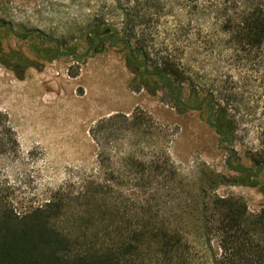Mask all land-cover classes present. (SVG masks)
<instances>
[{"label": "rangeland", "instance_id": "1", "mask_svg": "<svg viewBox=\"0 0 264 264\" xmlns=\"http://www.w3.org/2000/svg\"><path fill=\"white\" fill-rule=\"evenodd\" d=\"M125 10L130 41L114 0H0L2 195L24 213L91 179L189 231L195 188L214 174L227 184L206 186L209 196L264 209V72L235 70L228 53H213L183 0H130ZM167 56L180 78L162 87L153 73ZM212 84L238 94L227 139L206 124ZM128 156L168 159L167 173L135 175ZM190 241L201 243L196 233Z\"/></svg>", "mask_w": 264, "mask_h": 264}, {"label": "trees", "instance_id": "2", "mask_svg": "<svg viewBox=\"0 0 264 264\" xmlns=\"http://www.w3.org/2000/svg\"><path fill=\"white\" fill-rule=\"evenodd\" d=\"M114 2L124 13V34L130 41L136 28L125 10L130 0ZM205 4L183 0L187 15L204 23L199 26L210 39L211 51L228 53L235 70L264 72V0ZM159 62L153 74L177 82V64L168 56ZM206 93L212 99L211 120L231 136L237 126L231 113L238 94L217 84L206 86ZM102 155L97 156L100 163ZM126 162L135 175H162L169 167L168 159L164 166L140 163L131 156ZM225 184L222 175L210 174L195 188L194 229L189 231L173 227L140 201L112 197L106 184L91 179L76 190L59 189L43 206L24 213H17L0 189V264H264V209L252 214L237 197L208 195L206 186L216 190ZM195 233L201 241L198 246L190 241Z\"/></svg>", "mask_w": 264, "mask_h": 264}, {"label": "flooded vegetation", "instance_id": "3", "mask_svg": "<svg viewBox=\"0 0 264 264\" xmlns=\"http://www.w3.org/2000/svg\"><path fill=\"white\" fill-rule=\"evenodd\" d=\"M23 67V70H26L27 69V67H26V64L24 63V65L22 66ZM144 67H146L145 65H144ZM141 76H153V74H147V73H145V72H143V74H141ZM155 76H157L159 79H160V86H164L166 83H170L171 85H172V81H170V79H167V78H163L165 75H157V74H155ZM18 77H22V75H20V74H18ZM156 89L158 88V86L157 87H155ZM172 89L170 88V94L172 95V94H175L176 96H175V105L177 106V109H181L182 108V104H180V103H178V98H179V94H180V92H179V89H178V91L176 92V93H173L172 91H171ZM207 109H208V117H207V119H206V124L207 125H209V126H211L217 133H219V135L221 136V138L222 139H227V138H230V136L229 135H224L216 126H215V123H210V120H211V118H212V110H211V108H210V106H209V104L207 105ZM254 177V176H253ZM254 183L253 184H255V186H258L259 184L257 183V177H254Z\"/></svg>", "mask_w": 264, "mask_h": 264}]
</instances>
